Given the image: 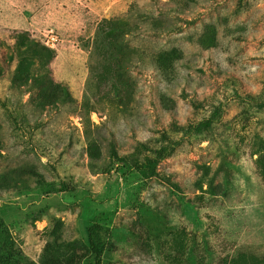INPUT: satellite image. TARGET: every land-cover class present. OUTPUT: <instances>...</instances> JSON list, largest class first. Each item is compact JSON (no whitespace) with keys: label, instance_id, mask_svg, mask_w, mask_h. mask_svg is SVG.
Returning <instances> with one entry per match:
<instances>
[{"label":"rangeland","instance_id":"374dc122","mask_svg":"<svg viewBox=\"0 0 264 264\" xmlns=\"http://www.w3.org/2000/svg\"><path fill=\"white\" fill-rule=\"evenodd\" d=\"M260 101L264 0H0V264H264Z\"/></svg>","mask_w":264,"mask_h":264},{"label":"trees","instance_id":"16d2710c","mask_svg":"<svg viewBox=\"0 0 264 264\" xmlns=\"http://www.w3.org/2000/svg\"><path fill=\"white\" fill-rule=\"evenodd\" d=\"M142 21L145 22L147 19L146 16L142 17ZM113 20L110 19L108 21H104V23H111ZM158 27H164L162 21H157L156 24ZM121 28V26L119 27ZM133 29H138L137 25H133ZM118 30V27H114L111 31H113L115 34L117 33L116 31ZM31 45L28 46V49H31ZM249 106L257 111H264V101L260 102H253L249 104ZM208 124L211 122L210 120L207 121ZM144 146V145H143ZM144 150H149L147 147L144 146ZM165 152L166 150L164 148H159L155 153L154 156H149V155H140V152H138V157H135L132 154L125 155V161L130 164V166L136 170H139L140 172L144 174H148L149 176H154L155 175V167L157 163L165 157ZM126 162H123L124 164H127ZM90 247L95 253L96 256V264H101V260L99 258L101 254V248L98 247L94 239H90Z\"/></svg>","mask_w":264,"mask_h":264},{"label":"built area","instance_id":"2783aa9c","mask_svg":"<svg viewBox=\"0 0 264 264\" xmlns=\"http://www.w3.org/2000/svg\"><path fill=\"white\" fill-rule=\"evenodd\" d=\"M54 40V39H53Z\"/></svg>","mask_w":264,"mask_h":264}]
</instances>
